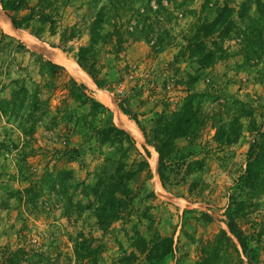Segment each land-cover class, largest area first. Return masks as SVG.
Segmentation results:
<instances>
[{
	"label": "rangeland",
	"instance_id": "374dc122",
	"mask_svg": "<svg viewBox=\"0 0 264 264\" xmlns=\"http://www.w3.org/2000/svg\"><path fill=\"white\" fill-rule=\"evenodd\" d=\"M41 1L23 3L31 8ZM245 1L251 0H163L158 19L127 17L130 21L122 29V40L116 36V28L107 27L87 66L99 85L79 66V61L80 49L90 44L89 10L93 22L105 0H61L62 17L56 36L40 40L21 29L76 63L97 90L110 94L117 106L121 103L128 107L147 133L151 134L158 115L177 111L187 96L203 118L218 116L225 109L238 114L241 103L248 107L252 118L241 117L242 135L236 145L220 147L214 138V121H206L194 142L178 139L175 145L182 152L180 156L187 163L204 160V168L200 173H188L187 164L168 165L165 186L158 175L160 189L149 161L157 151L146 142L137 124L134 122L142 140L115 122L114 111L97 98L92 86L77 80L64 65L28 47L0 26V101L11 98L12 82L20 80L31 92L39 89L41 98L51 107L49 117L34 130L23 127L18 117L0 115V264H81L74 255L75 243L81 241H87L96 252L95 264H150L148 252H139L135 244L137 237L150 242L154 233L174 240L173 256L162 264H199L204 252L211 255L213 246L220 249L213 264H248L236 239L233 238L235 245L213 243L220 239L222 230L228 231L225 213L231 189L246 170L248 152L256 137L251 128L258 126L264 132V59L246 61V51L235 30L228 38L220 32L207 36L204 30V25L215 21L218 9L224 7L231 9L233 23L245 26L247 22L242 23L238 17ZM47 2L50 6L51 2ZM151 6L160 9L155 1ZM143 7L141 11L146 10ZM23 9L10 10L9 14L20 19L28 13ZM250 15L255 20L259 18L255 6ZM72 25L81 34L62 45L60 33ZM134 25L144 34L130 36L127 29ZM199 43L218 53L222 51L223 59L204 68L199 62ZM47 62L60 68H51ZM74 82L86 85V95L109 112L84 104ZM115 127L129 134L134 142L117 134ZM143 147L151 152L150 171L135 175L132 188L136 197L131 208L121 220L102 231L94 211L95 197H83V185L94 184L100 171H105V176L137 172L145 155ZM60 172H67L69 189L65 191L66 201L54 204L41 182L46 174ZM29 189L39 201L37 211L27 203ZM80 200L86 210L78 215L74 206ZM254 203L257 204L248 206L242 214L241 225L251 239L256 237L261 243L251 245H259L258 264H264V196ZM203 214L212 216L213 222L208 223ZM152 248L151 243L149 251ZM152 264L158 261L155 259Z\"/></svg>",
	"mask_w": 264,
	"mask_h": 264
},
{
	"label": "trees",
	"instance_id": "16d2710c",
	"mask_svg": "<svg viewBox=\"0 0 264 264\" xmlns=\"http://www.w3.org/2000/svg\"><path fill=\"white\" fill-rule=\"evenodd\" d=\"M19 1L11 0L5 2L0 0L3 10L11 19L15 28L29 31L40 40L45 39L44 37H48L49 35L56 36L59 34L58 28L62 17L60 11L61 0H48L51 2L50 6L47 0H42L37 7L31 8L28 5L24 7L23 0ZM154 1L160 9H153L151 5ZM162 1L163 0H105L106 4L102 2L99 15H97V18L93 22L92 10H89L88 17L90 18V23L87 29L90 37V44L87 48L80 49L81 58L79 66L92 76L96 84L99 85L97 79H95L92 74L93 71L87 69V66L88 62L91 61V54L94 46L97 44L98 39L103 36L102 31L107 27L116 28V36L122 40L124 34L122 33V29L127 27L130 19L137 18L139 20L142 17L145 19L153 17L154 19H158L160 12L163 10L161 6ZM95 3H93L95 5L94 8L98 5V2ZM141 6H144V9L146 7V10L141 11ZM253 6L256 7V14L259 16L256 20L250 15ZM22 9L26 10L28 13L20 19L9 14L10 10L20 11ZM230 12L231 9L228 7L218 9V15L215 21L204 25L207 36L220 32L222 33V37L228 38L233 30H235L236 35H240L242 45L246 51V61H262L264 59V2L262 0H251L245 1L240 5L238 17L242 23L247 22L245 26L242 25L238 27L233 23L230 20ZM127 17L130 19L128 20ZM125 18H127V21L123 22ZM112 22H114V24ZM139 23L138 21V24ZM137 25L132 26L131 30L129 29L130 27L127 29L130 36L143 33V31H138ZM80 34L81 31L76 25L67 26L60 33V42L62 45H67L78 38ZM197 46L199 49V62L204 68H208L216 61L223 59L221 56L223 54L222 51L218 53L208 49L203 43H199ZM47 65L55 69L60 68L52 62H47ZM12 84L15 88L13 86L11 87V98L2 99L0 101V115L4 114L8 118L18 117L22 120L23 127L29 126V129L34 130L39 123L43 122L46 117H49L51 107L48 101H44L41 98L39 89L31 92L20 80L15 81V83L12 82ZM74 84L78 87L80 98L84 100V104H90L93 110L109 112L104 105L86 95V90H88L86 85H78L75 82ZM192 102L193 100L191 97L187 96L183 99L177 111L158 115L153 123L151 134L147 133L136 115H134L128 107H125L121 103L118 104L120 111L137 124L146 142L157 151L159 155L158 175L164 186L166 183L168 165L177 164V166L182 167L187 164L186 171H188V173H193L194 170L200 173L204 168V160L199 159L187 163L186 158L180 156L182 152L179 151L175 145L178 139L186 138L194 142L203 132L206 121H214L213 128L216 131L214 136L215 141L220 147H231L239 142L242 135L243 126L240 122L241 117L252 118V112L247 111L248 107L243 103L240 104L241 109L238 114L230 111V109H225L224 113L218 114V116L212 115L209 118H203L198 115V111H195ZM112 130L113 129L110 131ZM114 130L117 134H124L130 142H134L125 131L118 128L116 129V127ZM101 131L103 134L104 130ZM251 132H255L256 137H254L248 152L246 170L231 189L230 203L225 213V224L228 231L222 230L220 239L215 241L213 245H215V243L217 245L219 244V246H222V244H225V246H227V244L235 245L234 239H236L243 255L248 259V264H258L260 263L261 248L259 245L253 247L251 243H261H258V238L256 237L255 239H251L250 235L241 225L244 211H247L248 206L256 205L257 203H254V201H259V199L264 196V132L261 131L258 126L252 127ZM143 149L145 155L143 161L139 164L137 172L133 173V171H127L119 173L116 176H105V171L102 172V174L100 171L95 178L96 181L94 184L83 185L84 190L82 196L86 197L88 194L95 197L97 206L94 211L102 231L109 229L115 222L121 220L124 213L131 208V204L136 197L132 188L135 175H140V171L146 173L150 171L148 159L151 157V152L146 147H143ZM66 175L67 172L56 174L48 173L41 182L45 186L48 197L53 200L54 204H62L64 203L63 201L67 199V193L65 191L69 188L67 185V178L65 177ZM26 192L28 205L32 210L37 211L39 209V201L34 197L35 195L31 189ZM18 193L22 195V192ZM52 200H49V202H52ZM70 204L71 202H68V205ZM74 208L78 215L86 210L82 200H80ZM66 212L70 213L68 208ZM203 218L208 223L213 222V217L209 214H203ZM154 234L150 242H147L141 237H137L135 248L144 254L148 252L147 260L150 264H152L155 259L158 261V264H162L167 261L169 257L173 256L174 240L172 237L165 238L161 237L158 233ZM151 243L153 244V248L149 251ZM213 248L214 250L212 251V247H210V251H212L210 256L207 255V252H204V257H202V261L199 264L214 263L213 259L218 258L220 249L216 246H213ZM94 253L96 252L87 241L75 243L74 255L76 261L81 264L86 260L89 261L88 264H95L97 261L96 258H94ZM12 264L14 263L12 262Z\"/></svg>",
	"mask_w": 264,
	"mask_h": 264
},
{
	"label": "bare ground",
	"instance_id": "6f19581e",
	"mask_svg": "<svg viewBox=\"0 0 264 264\" xmlns=\"http://www.w3.org/2000/svg\"><path fill=\"white\" fill-rule=\"evenodd\" d=\"M0 26L3 28V30L9 34L13 35L20 40H22L28 47L40 51L46 55L49 59L52 61H55L59 64L64 65L70 73L79 81L83 82L84 84L90 85L94 88V90L97 93V98L102 101L107 107H109L112 111L115 113V122L122 127L124 130L129 132L131 135L135 136L139 140H142L143 137L141 135L140 130L136 126V124L132 121H130L118 108L117 104L115 103L113 97L103 91L97 90L90 77L73 61L67 59L65 56H63L59 51L53 50L42 43L38 42L36 39L28 35L26 32L19 30L15 28L9 19V17L6 15V13L2 10L0 5ZM152 157L149 160L151 169L153 171V174L155 176V182L156 185L160 187L159 184V178H158V154L154 151L152 153Z\"/></svg>",
	"mask_w": 264,
	"mask_h": 264
}]
</instances>
